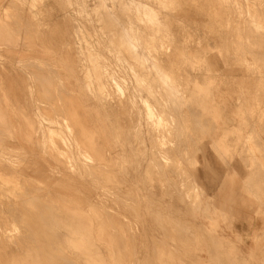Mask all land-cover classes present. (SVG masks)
<instances>
[{
  "label": "rangeland",
  "instance_id": "rangeland-1",
  "mask_svg": "<svg viewBox=\"0 0 264 264\" xmlns=\"http://www.w3.org/2000/svg\"><path fill=\"white\" fill-rule=\"evenodd\" d=\"M261 50L264 0H0V264H228Z\"/></svg>",
  "mask_w": 264,
  "mask_h": 264
},
{
  "label": "crops",
  "instance_id": "crops-1",
  "mask_svg": "<svg viewBox=\"0 0 264 264\" xmlns=\"http://www.w3.org/2000/svg\"><path fill=\"white\" fill-rule=\"evenodd\" d=\"M13 26L16 28L17 25ZM259 55L258 59H264V50H261ZM250 62L252 64L253 59H251ZM263 68L264 63L261 65L260 75L264 73ZM250 89L251 92L255 94L254 98L251 97L250 102L255 101V103H257L256 101L258 100V104L262 106L260 109H262L264 105L263 82L257 85H251ZM250 110L256 111L255 108L252 107ZM259 115L260 118L254 117L249 120L247 119L248 121L245 120L247 124L244 123V125L252 127L254 129L252 130L255 131L250 132L251 136H261L264 132L261 128L264 125V120L261 118L262 113L260 112ZM10 124L12 125L11 118ZM257 126H260V129H257ZM259 140L263 141V138L261 137ZM229 215L230 217L227 219V223L219 222L222 223L221 226L219 225L221 231H227V234L223 238L227 240L226 242L228 245L227 247H223V250L220 249L219 252L220 254L228 255L225 262H228V264H264V245H260L258 241L259 238L261 239L264 237V206L252 200L248 204L242 206L235 205V207H230ZM214 252L215 251H212V253Z\"/></svg>",
  "mask_w": 264,
  "mask_h": 264
},
{
  "label": "bare ground",
  "instance_id": "bare-ground-1",
  "mask_svg": "<svg viewBox=\"0 0 264 264\" xmlns=\"http://www.w3.org/2000/svg\"><path fill=\"white\" fill-rule=\"evenodd\" d=\"M128 1H129V0H128ZM35 2H36V1H35ZM118 3H119V2H118ZM100 5H101V4H100ZM11 6H12V5H11ZM119 6H120V5H119ZM125 6H126V5H125ZM134 6H135V5H134ZM126 7H127V6H126ZM16 8H17V7H16ZM100 8H101V7H100ZM109 9H110V8H109ZM137 9H138V8H137ZM101 11H102V10H101ZM105 11H106V9H105ZM105 14L107 15V13H105ZM114 14H115V13H114ZM109 15H110V14H109ZM116 15H117V14H116ZM248 15H249V14H248ZM4 16H5V15H4ZM97 16H98V15H97ZM97 16H96V17H97ZM98 17H99V16H98ZM100 17H101V16H100ZM111 18H112V16H111ZM3 19H4V18H3ZM6 19H7V18H6ZM6 19H5V20H6ZM101 19H102V18H101ZM112 20L115 21L113 18H112ZM153 20H154V19H153ZM113 21H112V22H113ZM106 22H107V21H106ZM115 22H116V21H115ZM118 23H119V22H118ZM248 23H249V22H248ZM113 25H114V24H113ZM107 26H108V25H107ZM100 27H101V26H100ZM111 27H112V26H111ZM248 28H249V27H248ZM114 29H115V28H114ZM120 29H121V28H120ZM111 30H112V29H111ZM123 31H124V30H123ZM123 31H122V32H123ZM250 33H251V31H250ZM109 34H110V33H109ZM120 34H121V33H120ZM253 35H254V34H253ZM256 35H257V34H256ZM114 36H115V35H114ZM119 37H120V36H119ZM123 37H124V36H123ZM111 38H112V37H111ZM128 38H129V37H128ZM128 38H127V39H128ZM251 38H252V37H251ZM121 39H122V38H121ZM79 40H80V39H79ZM130 41H131V40H130ZM148 41H149V40H148ZM120 42H121V41H120ZM128 43H129V42H128ZM120 44H121V43H120ZM119 46H120V45H119ZM129 46H130V45H129ZM131 46H132V45H131ZM134 47H135V46H134ZM116 48H117V47H116ZM118 48H119V47H118ZM121 48H122V47H121ZM121 48H119V49H121ZM125 48H126V47H125ZM126 49H127V48H126ZM222 49H223V48H222ZM258 49H259V48H258ZM127 50H128V49H127ZM127 50H126V51H127ZM129 50H130V49H129ZM223 51H224V49H223ZM129 52H130V51H129ZM133 52H134V51H133ZM130 55H131V54H130ZM134 55H135V54H134ZM259 56H260V55H259ZM132 57H133V56H132ZM255 57H256V56H255ZM135 58H136V57H135ZM260 59H261V58H260ZM256 60H257V59H256ZM140 61H141V60H140ZM141 67H142V66H141ZM31 68H32V67H31ZM263 69H264V68H263ZM38 73H40V72H38ZM38 73H36V74H38ZM45 74H46V73H45ZM34 75H35V74H34ZM156 76H157V75H156ZM41 77L43 78V74H42ZM41 77H40V78H41ZM157 77H158V76H157ZM45 78H46V77H45ZM35 79H36V78H35ZM44 81H45V79H44ZM50 81H51V80H50ZM113 82H114V81H113ZM37 83H38V82H37ZM44 83H45V82H44ZM62 83H63V82H62ZM45 84H46V83H45ZM85 84H86V83H85ZM112 84H113V83H112ZM114 84H115V82H114ZM41 85H42V83H41ZM115 85H116V84H115ZM115 85H114V86H115ZM65 86H66V85H65ZM67 86H68V85H67ZM44 88H45V86H44ZM64 88H65V87H64ZM51 89H52V88H51ZM69 89H70V88H69ZM44 90H45V89H44ZM52 90H53V89H52ZM52 90H51V91H52ZM41 91H42V90H41ZM41 91H40V92H41ZM49 91H50V90H49ZM176 91H177V90H176ZM38 92H39V91H38ZM49 95H50V94H49ZM62 95H63V94H62ZM170 95H171V94H170ZM71 96H72V95H71ZM39 97H40V96H39ZM50 97H51V96H50ZM62 97H63V96H62ZM52 98H53V96H52ZM52 98H51V99H52ZM63 99H64V97H63ZM65 99H66V98H65ZM73 99H74V98H73ZM55 100H56V99H55ZM69 100H70V99H69ZM176 100H177V99H176ZM192 100H193V99H192ZM236 100H237V99H236ZM72 101H73V100H71V102H72ZM156 101H157V99H156ZM64 102H65V100L63 101V104H65ZM195 102H196V101H195ZM50 103H51V102H50ZM66 103H67V102H66ZM52 104H53V103H52ZM72 104H73V103H71V106H72ZM172 104H173V103H172ZM74 105H75V104H74ZM51 106H52V105H51ZM62 106H63V105H62ZM75 106H76V105H75ZM200 106H201V105H200ZM77 107H79V106H77ZM173 107H174V106H173ZM42 108L45 109L46 107H45V108L42 107ZM58 108H59V107H58ZM68 108H70V107H68ZM200 108H202V107H200ZM194 109H195V108H194ZM47 110H49V109H47ZM50 111H51V110H49V112H50ZM67 111H69V110H67ZM67 111H66V112H67ZM76 111H77V109H76ZM194 111H195V110H194ZM43 112H44V111H43ZM47 112H48V111H47ZM47 112H46V113H47ZM49 112H48V113H49ZM57 112H58V111H57ZM70 112H71V111H70ZM79 112H80V111H79ZM162 112H163V111H162ZM201 112H202V111H201ZM68 113H69V112H68ZM68 113H67V114H68ZM74 113H75V112H74ZM72 114H73V113H72ZM75 114H77V112H76ZM75 114H74V115H75ZM176 114H177V113H176ZM193 114H194V113H193ZM49 115H51V113H50ZM61 116H62V115H61ZM169 116H171V115H169ZM195 116H196V115H195ZM243 116H244V115H243ZM201 117H203V116H201ZM69 118H70V117H69ZM77 118H78V117H77ZM79 118H80V117H79ZM82 118H83V117H82ZM82 118H81V119H82ZM199 118H200V117H199ZM81 119H79V120H81ZM84 119H86V118H84ZM201 119H202V118H201ZM201 119H200V120H201ZM245 119H246V118H245ZM204 120H205V119H204ZM26 121H27V120H26ZM243 121H244V120H243ZM247 121H248V120H247ZM206 122H208V121H206ZM34 123H35V122H34ZM77 123H78V122H77ZM85 123H86V121H85ZM202 123H204V122H202ZM245 123H246V122H245ZM81 124H82V123H81ZM81 124H79V125H81ZM246 124H247V123H246ZM29 125H30V124H29ZM88 126H89V125H88ZM170 126H171V125H170ZM172 126H173V125H172ZM77 127H78V125H77ZM77 127H76V128H77ZM198 127H199V126H198ZM202 127H203V126H202ZM84 128H85V127H84ZM171 128H173V127H171ZM174 128H175V127H174ZM194 128H195V127H194ZM200 128H201V127H200ZM214 128H215V127H214ZM73 129H74V128H73ZM82 129H83V127H82ZM74 130H75V129H74ZM211 130H212V129H211ZM261 130H262V129H261ZM50 131H51V130H50ZM52 131H54V130H52ZM77 131H78V129H77ZM84 131H86V130H84ZM84 131H82V132L84 133ZM198 131H199V130H198ZM200 131H201V130H200ZM200 131H199V132H200ZM54 132H55V131H54ZM90 132H91V131H90ZM78 133H79V131H78ZM197 133H198V132H197ZM49 134H50V133H49ZM84 134H85V133H84ZM87 134H88V133H87ZM90 134H91V133H90ZM92 134H94V133L92 132ZM128 134H129V133H128ZM178 134H179V133H178ZM51 135H52V134H51ZM81 135H82V134H81ZM81 135H80V137H81ZM95 135H96V134H95ZM49 136H50V135H49ZM92 136H94V135H92ZM96 136H97V135H96ZM197 136H198V135H197ZM198 137H199V136H198ZM91 138H92V137H90L89 141L91 140ZM54 139H55V138H54ZM77 139H78V138H77ZM52 140H53V139H52ZM55 140H57V139H55ZM79 140H80V139H79ZM93 140H94V138H93ZM89 141H88V142H89ZM197 141H198V140H197ZM53 142H54V141H53ZM192 142H193V141H192ZM79 143H80V142H79ZM95 143H96V142H95ZM90 144H92V142H90ZM79 145H80V144H79ZM193 145H194V144H193ZM85 146H86V145H85ZM100 147H101V146H100ZM86 149H88V148H86ZM97 149H98V147H97ZM97 149H96V150H97ZM212 149H213V147H212ZM186 150H187V149H186ZM99 151H100V150H99ZM199 152H200V151H199ZM97 153H98V152H97ZM121 153H122V152H121ZM183 153H184V152H183ZM198 154H199V153H198ZM99 155H100V154H99ZM148 156H149V155H148ZM108 157H109V156H108ZM223 159H224V158H223ZM56 160H57V159H56ZM221 160H222V159H221ZM59 162H60V161H59ZM16 164H17V163H16ZM160 165H161V164H160ZM159 168H160V167H159ZM256 168H257V167H256ZM92 170H93V169H92ZM95 170H96V169H95ZM167 172H168V171H167ZM171 172H172V170H171ZM12 173H13V172H12ZM102 173H103V172H102ZM180 173H181V172H180ZM95 175H96V174H95ZM1 176H2V175H1ZM5 177H6V176H5ZM7 177H8V176H7ZM171 177H172V176H171ZM109 179H110V178H109ZM3 180H4V179H3ZM102 180H103V179H102ZM105 180H106V179H105ZM9 181H10V180H9ZM7 182H8V181H7ZM105 182H106V181H105ZM22 183H23V182H22ZM20 184H21V183H20ZM8 185H9V184H8ZM28 185H29V184H28ZM28 185H27V186H28ZM182 185H183V184H182ZM247 185H248V184H247ZM32 186H33V185H32ZM21 187H23V186H21ZM163 187H164V186H163ZM180 187H181V186H180ZM19 188H20V187H19ZM19 188H18V189H19ZM14 189H15V188H14ZM14 189H13V190H14ZM36 190H37V189H36ZM45 190H46V189H45ZM191 190H192V189H191ZM15 191H16V190H15ZM26 192H27V191H26ZM28 192L30 193L29 190H28ZM33 192H34V191H33ZM46 192H47V191H46ZM191 192H192V191H191ZM253 192H254V191H253ZM6 193H7V192H6ZM20 193H21V192H20ZM34 193H35V192H34ZM40 193H41V192H40ZM42 193H43V192H42ZM44 193H45V191H44ZM44 193H43V194H44ZM16 194H17V193H16ZM18 194H19V193H18ZM31 194H32V193H31ZM37 194H38V193H37ZM53 194H54V193H53ZM51 195H52V194H51ZM58 195H59V194H58ZM12 196H13V195H12ZM19 196H20V195H19ZM19 196H18V197H19ZM26 196H27V195H26ZM21 197H22V196H21ZM30 197H31V195H30ZM32 197H33V196H32ZM40 197H41V196H40ZM45 197H46V196H45ZM56 197H57V196H56ZM198 198H199V197H198ZM20 199L22 200V198H20ZM28 199H29V198H28ZM31 199H32V198H31ZM34 199H35V196H34ZM40 199H41V198H40ZM44 199H45V198H44ZM117 199H118V198H117ZM60 200H61V199H60ZM197 200H199V199H197ZM2 201H3V200H2ZM19 201H20V200H19ZM41 201H42V200H41ZM46 202H47V201H46ZM48 202H49V200H48ZM52 202H53V201H52ZM64 202H65V201H64ZM66 202H67V201H66ZM16 203H17V202H16ZM29 203H30V201H29ZM61 203H62V202H61ZM22 204H23V203H22ZM45 204H46V203H45ZM47 204H48V203H47ZM192 204H193V203H192ZM24 205H25V204H24ZM31 205H32V204H31ZM62 205H63V204H62ZM92 205H93V204H92ZM9 206H10V205H9ZM20 206H21V204H20ZM68 206H69V205H68ZM24 207H25V206H24ZM36 207H37V205H36ZM38 207H39V206H38ZM11 208H13V207H11ZM67 208H68V207H67ZM70 208H71V207H70ZM73 208H74V207H73ZM5 209H6V208H5ZM8 209H9V208H8ZM68 209H69V208H68ZM74 209H75V208H74ZM74 209H73V210H74ZM92 209H93V208H92ZM9 210H11V209H9ZM29 210H30V209H29ZM36 210H37V209H36ZM56 210H57V209H56ZM14 211H15V210H14ZM38 211H39V210H38ZM43 211H44V210H43ZM96 211H98V210H96ZM10 212H11V211H10ZM31 212H32V211H31ZM39 212H41V211H39ZM45 212H46V211H45ZM50 212H52V211H50ZM14 213H15V212H14ZM14 213H12V215H13ZM34 213H35V212H34ZM41 213H42V212H41ZM47 213H48V212H47ZM61 213H62V212H61ZM31 214H33V213H31ZM111 214H112V213H111ZM38 215H39V214H38ZM44 215H45V214H44ZM49 215H50V214H49ZM56 215H57V214H56ZM61 215H62V214H61ZM107 215H108V214H107ZM137 215H138V214H137ZM15 216H16V215H15ZM34 216H35V215H34ZM109 216H110V215H109ZM138 216H139V215H138ZM18 217H19V216H18ZM40 217H41V216H40ZM111 217H112V216H111ZM30 218H31V217H30ZM46 218H47V217H46ZM50 218H51V217H50ZM34 219H35V218H34ZM36 219H37V217H36ZM39 219H40V218H39ZM39 219H38V220H39ZM42 219H43V218H42ZM52 219H54V218H52ZM115 219H116V218H115ZM115 219H114V220H115ZM20 220H21V218H20ZM117 220H118V219H116V221H117ZM13 221H15V220H13ZM33 221H35V220H33ZM98 221H99V220H98ZM0 222H1V221H0ZM17 222H18V221H17ZM24 222H26V221H24ZM29 222H30V220H29ZM54 222H55V220H54ZM57 222H58V221H56L55 223H57ZM41 223H42V222H41ZM43 223L46 224V222H43ZM114 223H117V224H118V222H114ZM17 224H18V223H17ZM47 224H48V223H47ZM8 225H9V224H8ZM21 225H22V224H21ZM25 225H26V224H25ZM29 225H30V224H29ZM29 225H28V226H29ZM98 225H99V224H98ZM0 226H1V225H0ZM6 227H7V226H6ZM32 227H33V226H32ZM35 227H36V226H35ZM35 227H34V228H35ZM40 227H41V226H40ZM45 227H46V226H45ZM109 227H110V226H109ZM118 227H119V226H118ZM4 228H5V227H4ZM29 228H30V227H29ZM111 228H112V227H111ZM2 229H3V227H2ZM31 229H32V228H31ZM58 229H59V228H58ZM9 230H10V229H9ZM33 230H34V229H33ZM35 230H36V229H35ZM38 230H39V229H38ZM42 230H44V229H42ZM111 230H112V229H111ZM148 230H149V229H148ZM49 231H50V230H49ZM49 231H48V233H50ZM63 231H64V230H63ZM13 232H14V231H13ZM0 233H1V232H0ZM41 233H42V232H41ZM44 233H45V232H44ZM44 233H43V234H44ZM46 233H47V232H46ZM46 233H45V236H46ZM48 233H47V234H48ZM129 233H130V232H129ZM17 234H18V233H17ZM50 234H51V233H50ZM54 234H55V233H54ZM34 235H36V234H34ZM112 235H113V234H112ZM131 235H132V234H131ZM37 236H38V235H37ZM39 236H41V235H39ZM49 236H50V235H49ZM41 237H42V236H41ZM41 237H39V238H41ZM43 237H44V236H43ZM5 238H6V237H5ZM50 238H51V237H50ZM24 239H25V237H24ZM51 239H52V238H51ZM132 239H133V238H132ZM30 240H32V239H30ZM52 240H53V239H52ZM117 240H118V238H117ZM121 240H122V239H121ZM14 241H15V240H14ZM20 241H21V240H20ZM32 241H33V240H32ZM42 241H43V240H42ZM42 241H40V242H42ZM45 241H46V240H45ZM171 241H172V240H171ZM5 242H6V241H5ZM8 242H9V241H8ZM40 242H39V243H40ZM122 243H123V242H122ZM41 244H42V243H41ZM11 245H12V244H11ZM17 245H18V244H17ZM45 246H46V245H45ZM45 246H44V247H45ZM52 246H53V245H52ZM10 247H11V246H10ZM44 247H43V248H44ZM28 248H29V246H28ZM45 248H46V247H45ZM123 248H124V247H123ZM10 249H11V248H10ZM119 249H120V248H119ZM45 250H46V249H45ZM48 250H49V249H47V251H48ZM53 250H55V249H53ZM173 250H174V249H173ZM60 251H61V250H60ZM60 251H59V252H60ZM0 252H1V251H0ZM23 252H24V251H23ZM49 252H50V251H49ZM1 253H2V252H1ZM1 253H0V254H1ZM7 253H8V252H7ZM119 253H120V252H119ZM13 254H14V253H13ZM52 254H53V253H52ZM48 255H49V254H48ZM8 256H9V254H8ZM49 256H52V255H49ZM57 256H58V255H57ZM4 257H5V256H4ZM9 258H10V257H9ZM46 258H47V257H46ZM50 258H51V257H50ZM50 258H49V259H50ZM59 258H60V257H59ZM16 260H17V259H16ZM18 260H19V259H18ZM59 260H60V259H59ZM59 260H58V261H59ZM50 261H51V260H50ZM60 261H62V260H60ZM81 261H83V259H82ZM0 262H1V261H0ZM5 262H6V261H5ZM56 262H57V261H56ZM65 262H66V261H65ZM84 263H85V262H84ZM145 263H146V260H145ZM145 263H144V264H145ZM6 264H7V263H6ZM66 264H67V263H66ZM69 264H70V263H69ZM72 264H73V263H72Z\"/></svg>",
  "mask_w": 264,
  "mask_h": 264
}]
</instances>
